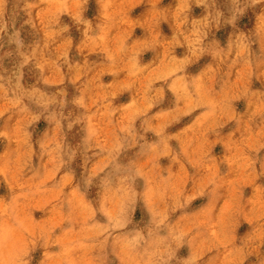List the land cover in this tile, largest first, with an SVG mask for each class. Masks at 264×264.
Wrapping results in <instances>:
<instances>
[{
    "label": "rangeland",
    "instance_id": "rangeland-1",
    "mask_svg": "<svg viewBox=\"0 0 264 264\" xmlns=\"http://www.w3.org/2000/svg\"><path fill=\"white\" fill-rule=\"evenodd\" d=\"M0 264H264V0H0Z\"/></svg>",
    "mask_w": 264,
    "mask_h": 264
},
{
    "label": "bare ground",
    "instance_id": "bare-ground-1",
    "mask_svg": "<svg viewBox=\"0 0 264 264\" xmlns=\"http://www.w3.org/2000/svg\"><path fill=\"white\" fill-rule=\"evenodd\" d=\"M213 118V117H212ZM140 166V165H139ZM142 169V168H141ZM172 183V182H171ZM120 184V183H119ZM179 188V187H178Z\"/></svg>",
    "mask_w": 264,
    "mask_h": 264
}]
</instances>
